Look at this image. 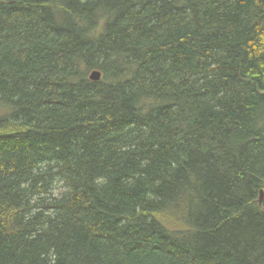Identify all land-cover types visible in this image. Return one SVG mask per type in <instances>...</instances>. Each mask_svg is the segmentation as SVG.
<instances>
[{
	"label": "trees",
	"instance_id": "trees-1",
	"mask_svg": "<svg viewBox=\"0 0 264 264\" xmlns=\"http://www.w3.org/2000/svg\"><path fill=\"white\" fill-rule=\"evenodd\" d=\"M0 264H264V0H0Z\"/></svg>",
	"mask_w": 264,
	"mask_h": 264
},
{
	"label": "water",
	"instance_id": "water-1",
	"mask_svg": "<svg viewBox=\"0 0 264 264\" xmlns=\"http://www.w3.org/2000/svg\"><path fill=\"white\" fill-rule=\"evenodd\" d=\"M90 79L93 81H100L101 80V73L98 71H95L91 74ZM263 197V194H261V199Z\"/></svg>",
	"mask_w": 264,
	"mask_h": 264
},
{
	"label": "bare ground",
	"instance_id": "bare-ground-1",
	"mask_svg": "<svg viewBox=\"0 0 264 264\" xmlns=\"http://www.w3.org/2000/svg\"><path fill=\"white\" fill-rule=\"evenodd\" d=\"M95 71H98V70H94V71H92L90 74H89V79H90V76H91V74L93 73V72H95ZM98 72H100V71H98ZM101 73V72H100ZM101 79H102V73H101ZM91 80V79H90ZM91 81H93V80H91ZM95 82H99V81H95Z\"/></svg>",
	"mask_w": 264,
	"mask_h": 264
}]
</instances>
